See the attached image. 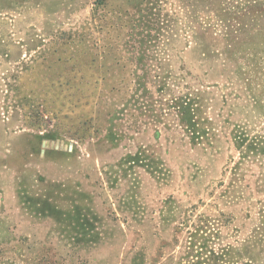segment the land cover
<instances>
[{
  "label": "rangeland",
  "instance_id": "374dc122",
  "mask_svg": "<svg viewBox=\"0 0 264 264\" xmlns=\"http://www.w3.org/2000/svg\"><path fill=\"white\" fill-rule=\"evenodd\" d=\"M142 1L0 0V264H186L184 234L176 245L173 224L158 229L175 204L231 216L236 247L250 236L256 207L214 198L238 156V97L200 63L190 0H154L164 30L150 32L160 47L147 54L169 65L170 88L163 106L150 86L137 118L125 110L147 40ZM212 1L201 48L209 62L260 54L264 0ZM189 94L200 101L195 130L175 115Z\"/></svg>",
  "mask_w": 264,
  "mask_h": 264
},
{
  "label": "trees",
  "instance_id": "16d2710c",
  "mask_svg": "<svg viewBox=\"0 0 264 264\" xmlns=\"http://www.w3.org/2000/svg\"><path fill=\"white\" fill-rule=\"evenodd\" d=\"M209 1L211 3L208 0H190L187 8L190 39L200 51L201 65L208 68L215 65L220 70L217 79L221 80L222 88L236 92L238 97L234 110L235 123L231 132L238 156L231 169L229 183L221 184L214 198L216 202L226 207L245 205L248 211L256 207L255 223L250 236L236 247L227 242V239L238 233V230L231 227L233 221L231 216L221 212L215 215L199 214L196 210L185 211L175 204L168 215L160 218L158 229L165 232L173 224L171 230L173 244L176 245L179 243L180 235L184 234L182 254L185 255L183 262L186 264H245L244 262L264 264V53L262 54L264 44L260 46V54H256L255 57L232 60L222 58L210 63L208 56L206 57V50L201 49L204 44L202 36L206 33L203 15L206 9L213 5V1ZM142 4L148 6L138 8V12L142 13L138 23H141L147 40L138 42V50L133 58L141 67V72L132 77L133 90L125 98L124 107L131 118H137L138 107L147 103L149 96L154 94L150 86H154L155 92L160 94L158 96H161L160 102L163 106L161 98L167 94L171 83V76L167 70L169 65L161 64L159 54L154 53V56L147 54L148 45L149 51L154 52L160 47L156 42L150 43L152 36L150 32L164 30L160 25H164L165 15L154 0H144L140 2V5ZM160 51L163 53L164 50ZM167 61L170 64V61ZM182 96L183 98H178L177 103H174L177 108L175 115L178 117V114H185L189 127L195 130V117L200 101L195 94ZM164 111V109L159 111L160 119L166 115ZM136 125H139V122ZM106 132L111 141L116 139L111 129ZM251 199H254V203ZM231 232L234 233L233 236ZM161 247L157 254H161Z\"/></svg>",
  "mask_w": 264,
  "mask_h": 264
}]
</instances>
